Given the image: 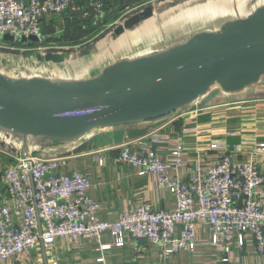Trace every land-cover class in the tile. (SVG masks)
<instances>
[{"label":"crops","instance_id":"0c3cea01","mask_svg":"<svg viewBox=\"0 0 264 264\" xmlns=\"http://www.w3.org/2000/svg\"><path fill=\"white\" fill-rule=\"evenodd\" d=\"M141 5L129 16L113 19L91 37L84 35V26L77 28L61 15L48 14L43 23L48 37L45 44L20 40L13 43L2 37L13 48L7 53L0 52V72L13 78L90 79L119 60L155 54L185 42L198 32L216 31L227 21L247 17L264 6V0H149ZM148 7L149 15L120 29L127 18L145 12ZM80 20V25L87 23ZM15 43H21L17 50H13ZM52 43L54 47L48 46ZM151 136L184 141L183 177L199 164L207 166L223 152L230 153L236 161L253 160L264 172V150L258 149L264 144V77L238 93H226L214 86L205 96L164 117L98 128L67 142L32 140L31 147L38 156L68 157L70 168L88 172L93 183L91 195L101 203L99 217L115 221L121 212L142 204L155 210H172L176 204L174 195L157 187L152 176L139 175L131 166L116 161L120 144ZM9 137L0 130V196L6 195L3 169L14 162L17 151L8 143ZM10 139L22 141L16 136ZM212 143L221 147L213 150ZM155 145L167 156L166 141ZM99 158L104 159L103 166L99 165ZM211 235L208 226L200 227L197 247L174 254H167L146 240L130 237L124 246L106 250H101L93 239L74 242L59 238L51 246L39 244L3 264H100L97 262L100 256L114 264H264V257L258 255L250 238L244 246L235 244L231 253L225 254L210 243ZM112 242L109 233L101 238V243ZM226 256L228 261H223Z\"/></svg>","mask_w":264,"mask_h":264},{"label":"built area","instance_id":"2783aa9c","mask_svg":"<svg viewBox=\"0 0 264 264\" xmlns=\"http://www.w3.org/2000/svg\"><path fill=\"white\" fill-rule=\"evenodd\" d=\"M128 2L0 0V36H36L40 44L47 38L43 23L48 14L98 23L121 7L125 8V14L119 16L123 19L142 6ZM10 138L8 143L17 151L14 162L2 172L6 195L0 196V264L39 244L51 246L59 238L74 242L93 239L101 250L124 246L130 237L153 243L167 254L193 251L202 226L210 228V243L221 252L229 254L233 245L242 247L250 238L258 255L264 257V172L253 160L236 161L223 152L207 166L199 164L183 177L185 143L181 138L171 142L168 137L151 136L124 142L116 161L131 166L139 175L152 176L157 187L174 195L176 204L172 210H155L142 204L108 221L98 215L101 203L91 195L93 183L88 172L70 168L68 157L36 155L31 142L26 153L22 141ZM160 141L168 143L167 156L155 145ZM219 147V143L210 146L213 150ZM258 149L264 150V144ZM98 162L104 165V159ZM105 233L112 235V243H101ZM222 260L228 261V257ZM97 262L114 264L104 256Z\"/></svg>","mask_w":264,"mask_h":264},{"label":"water","instance_id":"95a60500","mask_svg":"<svg viewBox=\"0 0 264 264\" xmlns=\"http://www.w3.org/2000/svg\"><path fill=\"white\" fill-rule=\"evenodd\" d=\"M127 18L128 28L149 15ZM5 41L36 42L38 37ZM264 77V6L183 43L106 66L90 79L13 78L0 72V130L22 140L67 142L95 129L174 113L219 86L238 93Z\"/></svg>","mask_w":264,"mask_h":264},{"label":"rangeland","instance_id":"374dc122","mask_svg":"<svg viewBox=\"0 0 264 264\" xmlns=\"http://www.w3.org/2000/svg\"><path fill=\"white\" fill-rule=\"evenodd\" d=\"M144 1H149V0H139L138 1V4L141 5V3H143ZM133 11H134V9L131 12H129L128 14H126V15L129 16ZM115 13L116 14H112V15L108 16V18H106L105 21H103V22L96 23V22H94V21L92 22L90 20V21H87V23L81 24V26H84V28L86 29L85 30L86 34H84V35H86L87 37H91L93 34H97V32H99L102 29H104V27L106 25H108L109 23H112L113 19H115V18H117L119 16L121 17L122 14L124 15L125 14V8L124 7H121V9L118 12H115ZM2 37L3 36H0V52L7 53L8 51H10V48L12 49L13 47H11V44L10 43L4 42V40H2L3 39ZM47 41H48V37L45 39L44 42H42V43H40L38 45H43ZM20 46H21V43L16 44V47L13 50L19 49ZM48 46H53L54 47L55 46V43L54 44L52 43L51 45H48Z\"/></svg>","mask_w":264,"mask_h":264},{"label":"trees","instance_id":"16d2710c","mask_svg":"<svg viewBox=\"0 0 264 264\" xmlns=\"http://www.w3.org/2000/svg\"><path fill=\"white\" fill-rule=\"evenodd\" d=\"M138 1H139V0H129L130 3H134V4H136V2L138 3ZM65 19H66V21H67L68 24H71V25H73L74 27L76 26V27L78 28V26H79V27L81 26V25H80L81 20L78 19L77 17H74L73 19H70L69 17H66ZM86 22H87V21H86Z\"/></svg>","mask_w":264,"mask_h":264}]
</instances>
